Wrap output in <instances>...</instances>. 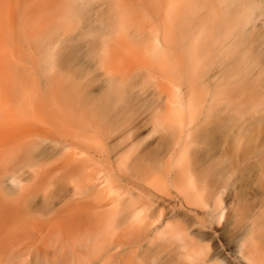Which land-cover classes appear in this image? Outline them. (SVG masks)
<instances>
[{"label":"bare ground","instance_id":"obj_1","mask_svg":"<svg viewBox=\"0 0 264 264\" xmlns=\"http://www.w3.org/2000/svg\"><path fill=\"white\" fill-rule=\"evenodd\" d=\"M175 1L174 11L163 19L166 33L154 36V43L137 37L126 47L125 39L116 36L113 16L107 31L94 30L100 37L92 47L101 53L103 75L137 71L165 92L147 119L133 118L126 134L134 143L151 125L160 123L164 132L137 154L118 153L126 160L131 156L129 185L117 187L112 175L97 174L95 185L112 196L111 205L120 197L133 198L132 208L122 212L119 240L96 244L106 229L66 203L50 213L51 219L34 222L35 229L51 232L62 219L68 230L75 225L86 233L80 243L66 237L60 250L41 258L42 264H264V0ZM68 8L82 27L90 25L77 0H69ZM55 39L40 53L41 70L46 80L49 68L60 72L63 82L56 87L71 100L70 110L91 123L112 121L113 126L117 103L123 102L127 112L142 98L128 77L107 80L96 94L88 92L83 81L71 77L69 64L77 50L73 37ZM125 49L128 56L122 55ZM114 57L120 62L112 64ZM7 91L1 82L0 95ZM112 132L104 128L107 140ZM0 138L11 140L1 133ZM88 151L76 142L63 155V168L71 161L86 163ZM97 154L109 158L103 151ZM87 174L93 176L92 170ZM131 218L139 221L141 238L128 242L129 229H136Z\"/></svg>","mask_w":264,"mask_h":264},{"label":"rangeland","instance_id":"obj_2","mask_svg":"<svg viewBox=\"0 0 264 264\" xmlns=\"http://www.w3.org/2000/svg\"><path fill=\"white\" fill-rule=\"evenodd\" d=\"M68 2L0 0V83L8 89L5 96L0 95V133L11 138L8 141L0 138V264H42L44 257H51L61 249L66 237L80 243L86 231L74 230L75 225L68 230L71 226L65 227L62 219L51 232L43 233L34 227V222L51 219L50 213L65 208L66 203L70 209L79 210L85 219L96 217L93 225L106 229L104 238L96 237V244L102 246L118 241L122 212L132 208L133 198L120 197L111 205L112 196L95 185L97 174L112 175L117 187L129 185L125 177L131 167V156L126 160L119 158L118 153L130 149V153L137 154L142 146L164 132L160 123L151 125L142 133L144 138L133 143L132 135L126 134L130 122L142 115L147 119L164 99L165 92H160L154 79L147 74H135L137 71L130 76H119L113 71L103 75L99 67L101 53L93 52V43L100 37L99 32L107 31L112 16L117 25L116 36L125 39L126 47L137 37H142L143 44L153 42L154 36L166 33L164 17L174 11L176 1L77 0L91 21L84 27L70 15ZM67 36L73 37L77 46L69 64L71 77L83 81L88 92L96 94L107 80L128 77L133 91L141 94L142 98L128 107L127 112L123 102L117 103L115 110L113 108L114 127L110 126L112 121L110 125L106 122L108 126L91 123L81 112L70 110L66 105L71 100L56 87L63 82L56 69H48L49 80L43 76L40 53L50 42L56 41L55 38ZM122 53L128 56L126 49ZM116 61L120 62L119 58L116 57L112 64ZM109 103L108 106L112 102ZM29 127L31 130L24 132ZM106 127L113 130L108 140L103 134ZM35 128L41 131L39 135L32 131ZM76 142L78 147L91 150L88 161H71L63 168L62 157ZM102 151L109 158L100 159L97 152ZM90 170L93 176H88ZM132 180L139 181L138 178ZM129 222L136 229H129L126 241H137L141 238L136 231L139 221L131 218ZM20 252L23 254L18 256Z\"/></svg>","mask_w":264,"mask_h":264}]
</instances>
